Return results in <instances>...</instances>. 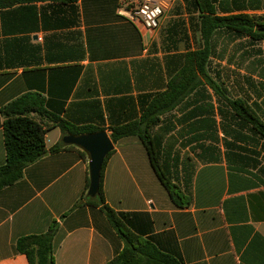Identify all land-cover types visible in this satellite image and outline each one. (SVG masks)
I'll return each instance as SVG.
<instances>
[{"label": "crops", "instance_id": "1", "mask_svg": "<svg viewBox=\"0 0 264 264\" xmlns=\"http://www.w3.org/2000/svg\"><path fill=\"white\" fill-rule=\"evenodd\" d=\"M121 2L0 7V166L7 159L2 108L28 92L45 99L47 113L32 115L47 129V148L65 145L0 189V264H30L17 241L46 232L54 221L55 264H107L125 246L101 206L88 202V153L64 142L72 133L60 124L110 135L114 126L139 119L181 71L186 53L203 46V37L195 0H175L156 29L119 14ZM214 7L217 15H264V0H214ZM246 38L256 42L217 30L206 68L214 84L199 74L201 85L162 117L159 132L176 181L188 185L184 205L173 202L138 136L114 143L107 162V203L134 233L183 264H264V137L251 122L241 124L230 103L246 101L264 122V64L257 73L245 71L229 62L235 51L219 45Z\"/></svg>", "mask_w": 264, "mask_h": 264}, {"label": "trees", "instance_id": "2", "mask_svg": "<svg viewBox=\"0 0 264 264\" xmlns=\"http://www.w3.org/2000/svg\"><path fill=\"white\" fill-rule=\"evenodd\" d=\"M32 1L38 0H0V7ZM54 1L72 2L76 0ZM195 1L202 13L203 46L186 53L181 71L171 79L167 90L155 95L144 107L139 119L114 126L110 134L113 143L131 135H136L141 139L156 175L177 206L185 204L188 185L182 186L176 181L178 171L173 169L171 166L173 164L169 162L171 157L165 151L164 137L159 132V126L163 121L162 117L177 108L195 88L201 85L203 80L200 79L199 74L208 78L211 85L214 84L206 68L210 64V57L214 51L212 40L217 30L222 28L231 30L238 35H248L256 42H264V15L247 13L217 15L214 0ZM230 103L244 120L241 124L251 122L264 137V122L249 109L246 101L236 99ZM2 112L5 117L4 133L7 159L6 163L0 166V189L21 179L25 168L49 151L55 152L65 146L61 141L47 148V129L32 115L47 113L45 99L40 93H25L4 106ZM60 126L65 133L72 134L102 130L93 126L71 127L67 123H61ZM114 151L115 149L110 151L104 160L97 195L92 197L86 194L88 202L101 206L125 242L124 248L107 264H183L180 258L161 251L150 239L134 233L128 227L124 215L107 203L104 175L107 162ZM80 153L83 157H87L85 151L80 150ZM89 186L90 178L88 177L86 188L88 189ZM80 203L81 201L77 204ZM57 230L58 223L54 221L44 233L21 237L17 241V250L27 256L30 264H55L54 236Z\"/></svg>", "mask_w": 264, "mask_h": 264}, {"label": "water", "instance_id": "3", "mask_svg": "<svg viewBox=\"0 0 264 264\" xmlns=\"http://www.w3.org/2000/svg\"><path fill=\"white\" fill-rule=\"evenodd\" d=\"M64 142L81 147L88 153L90 167L89 195L95 197L98 193L101 179V170L108 153L114 149L110 135L105 131L84 134H68Z\"/></svg>", "mask_w": 264, "mask_h": 264}, {"label": "built area", "instance_id": "4", "mask_svg": "<svg viewBox=\"0 0 264 264\" xmlns=\"http://www.w3.org/2000/svg\"><path fill=\"white\" fill-rule=\"evenodd\" d=\"M175 0H122L118 12L128 20L147 28L160 27Z\"/></svg>", "mask_w": 264, "mask_h": 264}, {"label": "rangeland", "instance_id": "5", "mask_svg": "<svg viewBox=\"0 0 264 264\" xmlns=\"http://www.w3.org/2000/svg\"><path fill=\"white\" fill-rule=\"evenodd\" d=\"M229 44V47L227 48L226 46ZM230 42H222L219 43V45H223L222 49H226L235 51L233 54L232 58H229V62L234 61V64L239 66L240 68L245 69V71L252 72V73H257L258 69L261 68V65L264 64V43L263 42H250L248 38L246 39H241L239 42L234 43V46H230ZM255 44V46H253ZM247 47H249L250 50H247ZM245 51L243 52V50ZM221 50V47L216 50V53L214 54L215 56H218V52ZM232 51H230L232 53ZM229 55V53H228ZM257 55H262L260 59H263V62L257 61L259 56ZM255 58H252L254 57ZM255 59V60H254ZM217 63V60L215 58L212 59L211 65L215 66ZM254 68L255 70H251ZM256 77H258L259 74H255Z\"/></svg>", "mask_w": 264, "mask_h": 264}]
</instances>
